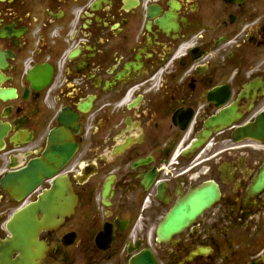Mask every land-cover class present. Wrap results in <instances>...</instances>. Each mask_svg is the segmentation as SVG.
I'll return each mask as SVG.
<instances>
[{
    "label": "flooded vegetation",
    "instance_id": "1",
    "mask_svg": "<svg viewBox=\"0 0 264 264\" xmlns=\"http://www.w3.org/2000/svg\"><path fill=\"white\" fill-rule=\"evenodd\" d=\"M263 170L264 0H0V264H264Z\"/></svg>",
    "mask_w": 264,
    "mask_h": 264
},
{
    "label": "water",
    "instance_id": "2",
    "mask_svg": "<svg viewBox=\"0 0 264 264\" xmlns=\"http://www.w3.org/2000/svg\"><path fill=\"white\" fill-rule=\"evenodd\" d=\"M58 134L59 135L56 137L55 142H64L67 140V137L64 136L62 132H59ZM62 165L63 164H60L56 159H53L52 153L47 152L42 160H37L31 163L29 167L22 172L21 179L19 180L6 179L4 181V185L6 186L7 189H9V187H12L14 190H20L24 186L28 188H34L41 182V180L44 177H53L54 175H56V173L60 170V168H62ZM262 186H264V171L261 174L258 185L256 187L259 188ZM204 193L205 191L200 192L199 194H196L189 202L186 203V206H190L191 204H194L195 209H196L195 212L188 215L189 217L192 218L196 216V214L200 213L206 206L211 204L215 200L216 197H218L217 188H211L209 192L207 191V193L209 194L206 200L204 198ZM40 206L48 210L50 208L48 198H44ZM183 211H184V208H178L176 210L175 215L172 218V222H182L181 217H182ZM176 217H178V219L174 220ZM184 217H186V215H184ZM169 226L170 228L167 226L168 233L178 232L181 230V226H178L175 224H171ZM38 229H40V226L38 227ZM33 238H35V236H33ZM33 246L34 245L32 243L24 245L23 253L30 256L31 255L30 250L32 249ZM32 256L33 255H31V257Z\"/></svg>",
    "mask_w": 264,
    "mask_h": 264
}]
</instances>
